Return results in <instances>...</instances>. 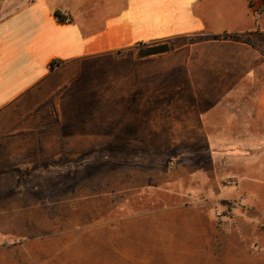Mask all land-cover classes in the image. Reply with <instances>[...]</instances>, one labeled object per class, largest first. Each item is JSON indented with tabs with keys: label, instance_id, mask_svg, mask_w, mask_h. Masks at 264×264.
Instances as JSON below:
<instances>
[{
	"label": "crops",
	"instance_id": "0c3cea01",
	"mask_svg": "<svg viewBox=\"0 0 264 264\" xmlns=\"http://www.w3.org/2000/svg\"><path fill=\"white\" fill-rule=\"evenodd\" d=\"M249 4L0 0V137L44 112L58 114L66 137L90 144L107 128L102 114L127 113L128 97L134 102L157 90L210 103L250 97L263 106L264 9L257 14ZM56 11L70 20L58 21ZM163 44L171 50L138 55ZM82 111L95 119L84 121ZM130 221L105 227L97 243L86 244L85 264H261L246 249L216 247V229L193 206Z\"/></svg>",
	"mask_w": 264,
	"mask_h": 264
},
{
	"label": "rangeland",
	"instance_id": "374dc122",
	"mask_svg": "<svg viewBox=\"0 0 264 264\" xmlns=\"http://www.w3.org/2000/svg\"><path fill=\"white\" fill-rule=\"evenodd\" d=\"M128 98L90 144L44 112L0 137V264H85L105 227L187 206L210 219L216 247L263 264L264 104L168 89Z\"/></svg>",
	"mask_w": 264,
	"mask_h": 264
},
{
	"label": "trees",
	"instance_id": "16d2710c",
	"mask_svg": "<svg viewBox=\"0 0 264 264\" xmlns=\"http://www.w3.org/2000/svg\"><path fill=\"white\" fill-rule=\"evenodd\" d=\"M249 6L254 13L258 14L264 9V0H250ZM54 15H55L56 19L60 22L70 20V18L65 17L59 11H56ZM227 37H231V38H234L236 40L242 39L244 42L251 44V42L247 38H241L240 36H237V35H230V36L223 35L222 36L223 39H226ZM170 50H171V46H169L167 44H163V45H157V46H152V47L140 49L138 52V55H139V57H144V56H148V55H156V54H160V53H165V52H168ZM52 65L53 64H51L50 66L52 67Z\"/></svg>",
	"mask_w": 264,
	"mask_h": 264
}]
</instances>
